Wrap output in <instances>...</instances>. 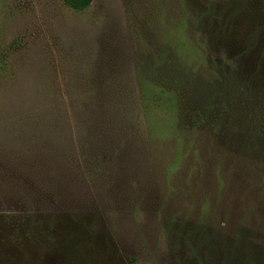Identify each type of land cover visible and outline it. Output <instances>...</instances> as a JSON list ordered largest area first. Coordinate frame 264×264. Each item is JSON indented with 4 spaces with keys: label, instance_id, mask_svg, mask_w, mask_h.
<instances>
[{
    "label": "rangeland",
    "instance_id": "obj_1",
    "mask_svg": "<svg viewBox=\"0 0 264 264\" xmlns=\"http://www.w3.org/2000/svg\"><path fill=\"white\" fill-rule=\"evenodd\" d=\"M0 264H264V0H0Z\"/></svg>",
    "mask_w": 264,
    "mask_h": 264
},
{
    "label": "trees",
    "instance_id": "obj_2",
    "mask_svg": "<svg viewBox=\"0 0 264 264\" xmlns=\"http://www.w3.org/2000/svg\"><path fill=\"white\" fill-rule=\"evenodd\" d=\"M63 2L71 8L82 10L90 6L92 0H63Z\"/></svg>",
    "mask_w": 264,
    "mask_h": 264
},
{
    "label": "crops",
    "instance_id": "obj_3",
    "mask_svg": "<svg viewBox=\"0 0 264 264\" xmlns=\"http://www.w3.org/2000/svg\"><path fill=\"white\" fill-rule=\"evenodd\" d=\"M68 6V5H67ZM70 7V6H69ZM85 9V8H84Z\"/></svg>",
    "mask_w": 264,
    "mask_h": 264
}]
</instances>
